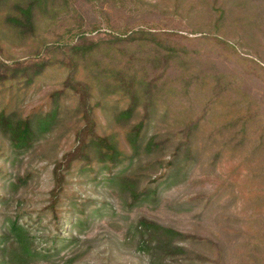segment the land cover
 Instances as JSON below:
<instances>
[{"label": "rangeland", "instance_id": "374dc122", "mask_svg": "<svg viewBox=\"0 0 264 264\" xmlns=\"http://www.w3.org/2000/svg\"><path fill=\"white\" fill-rule=\"evenodd\" d=\"M28 1L0 0V109L33 122L57 113L18 156L0 135V191L5 168L30 174L16 203L36 242L54 226L51 170L93 122L127 159L97 162L88 146L99 183L88 171L68 174L65 196L100 211L65 227L81 241L59 244L60 264H145L131 228L140 216L182 233L174 258L183 261L173 264H264V0H37L24 31L15 19ZM142 122L131 164V128ZM168 161L157 199L131 205L109 184L113 171H136L152 187Z\"/></svg>", "mask_w": 264, "mask_h": 264}, {"label": "trees", "instance_id": "16d2710c", "mask_svg": "<svg viewBox=\"0 0 264 264\" xmlns=\"http://www.w3.org/2000/svg\"><path fill=\"white\" fill-rule=\"evenodd\" d=\"M36 1L29 0L24 6L18 7L22 14V19H15V22L24 31L32 23ZM85 37L82 34L79 40L83 43L86 41ZM80 43L72 45L71 49L74 53H80L83 56L84 53L79 49ZM38 66L34 68L33 75L39 74L41 69L45 68L44 64H39ZM26 81L30 82L31 77H27ZM56 113V108H50L43 115L34 119L33 122L30 118L16 119L7 113L5 109H0V135L3 136L4 147H7L8 151L15 156L24 153L37 140V132L45 130L55 120ZM143 128V122L139 126L136 125L131 128V164L134 158L138 157V151L141 146L140 134ZM84 130H89L90 133H84ZM76 140L78 146L64 152L60 161L51 170L53 184L50 190L48 208L50 209L54 226L52 232L49 233V239L44 241L42 246L36 242V236L32 233V227L28 221L24 222L26 218L22 213V207L16 203V201L20 202V199L16 197L17 191L27 183L30 174L11 176L10 172H7V168L3 170L7 177L2 182L3 190L0 191V213H2L0 222V264H60L57 259L60 252L59 244L65 243V246L70 244L75 246L81 241L80 233L64 235L65 227L78 228L88 218L100 211L98 203L91 198L80 199L79 197L76 199L73 196L70 198L66 197L64 193V191H67L66 181L70 176L73 178V176L79 175L78 172L88 171L92 175V179L94 181L97 180V183H99L95 176V166L97 164L86 152L88 146L94 153H98L97 162H103V157H107L109 164L112 165L116 160L119 162L124 161L127 156L125 152L120 151L116 147L112 140L97 134L95 132V123L93 122L87 125L86 128L76 131ZM154 144L155 136H150L143 143V149L148 150ZM2 149L0 147V150ZM7 159L11 162L16 161L11 155H8ZM168 162L170 163L167 164L165 171L156 178L152 187L146 183L141 185L139 183L140 173L136 171H113L108 177L109 184L116 186L120 193L125 194V198L129 200L126 199V202L131 205L147 200L149 197L157 199L159 184L167 182L170 177L171 161ZM69 173L70 176H68ZM70 203L78 206L79 214L76 218L73 215V210L68 206ZM87 203H91L92 208L89 211L86 210ZM12 206L14 207L13 212L4 213V210L8 211ZM131 228L135 233L136 249L146 258L145 264H173L175 261L178 263L183 261L181 258H174L175 256H181L185 249L184 246L177 245L174 242L175 236H183L181 232L145 216L134 219L131 222ZM67 261L72 262L71 259ZM212 263L215 264L213 261Z\"/></svg>", "mask_w": 264, "mask_h": 264}]
</instances>
